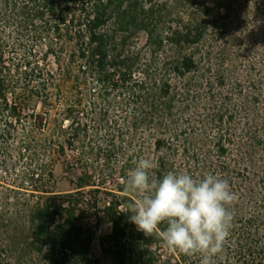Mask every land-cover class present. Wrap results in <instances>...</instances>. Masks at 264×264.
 Segmentation results:
<instances>
[{
	"label": "trees",
	"instance_id": "trees-1",
	"mask_svg": "<svg viewBox=\"0 0 264 264\" xmlns=\"http://www.w3.org/2000/svg\"><path fill=\"white\" fill-rule=\"evenodd\" d=\"M55 151L72 191L53 190ZM142 158L157 180H226L213 264H264V0H0V264H101L102 217L110 264H200L124 212Z\"/></svg>",
	"mask_w": 264,
	"mask_h": 264
},
{
	"label": "clouds",
	"instance_id": "clouds-1",
	"mask_svg": "<svg viewBox=\"0 0 264 264\" xmlns=\"http://www.w3.org/2000/svg\"><path fill=\"white\" fill-rule=\"evenodd\" d=\"M155 167L153 159L142 158L130 171L125 190L136 198L124 212L131 213L129 219L146 237L158 235L169 252L213 264L230 234L235 193L212 174L196 179L169 171L157 180L150 176Z\"/></svg>",
	"mask_w": 264,
	"mask_h": 264
},
{
	"label": "rangeland",
	"instance_id": "rangeland-1",
	"mask_svg": "<svg viewBox=\"0 0 264 264\" xmlns=\"http://www.w3.org/2000/svg\"><path fill=\"white\" fill-rule=\"evenodd\" d=\"M52 111L50 112L51 117H54L55 115V107H52ZM36 114L37 117L35 119V125L38 128H44L45 131H47V133L49 132V130L51 129L52 125H53V121L50 119V123L46 122V115L44 113V109L42 107H38L36 110ZM49 127V128H47ZM73 154L68 152V157H70V159H72ZM67 157V156H66ZM66 157L64 155L59 154L58 152H53L52 153V169L55 175V183H54V191L57 192H68V191H72L76 188L75 184H73V181H77L78 179V175H80V169L78 170H68L67 168V164L65 162ZM93 169H90V172H92ZM118 180H121L120 177ZM108 187H112L114 189H116L117 186L116 183H109V185H107ZM105 203V200H104ZM103 203H100V205H102ZM85 224H95L97 222V219L95 217L89 219L86 218L82 221ZM94 232H95V238H94V242L92 244V254L95 258H100L101 259V264H110L101 254L100 249H99V241L98 238L99 236L103 235V234H107L111 232V225L106 222V220L102 217L99 220V227L98 228H93Z\"/></svg>",
	"mask_w": 264,
	"mask_h": 264
}]
</instances>
